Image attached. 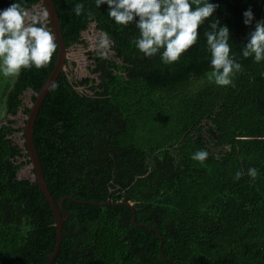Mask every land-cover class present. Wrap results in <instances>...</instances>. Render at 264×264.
<instances>
[{"label":"trees","instance_id":"obj_1","mask_svg":"<svg viewBox=\"0 0 264 264\" xmlns=\"http://www.w3.org/2000/svg\"><path fill=\"white\" fill-rule=\"evenodd\" d=\"M14 2L29 10L42 4L0 0V11ZM209 2L216 11L198 29L197 43L166 65L133 43L138 17L122 26L107 4L54 0L68 50L87 46L82 34L96 24L113 54L89 51L93 77L71 80L64 69L34 125L52 195L57 203L72 197L64 201L69 217L52 264H264V60L241 55L264 20V0ZM77 3L84 5L80 16ZM234 6L252 10L251 26L244 16H226ZM215 19L229 28L231 55L243 69L234 87L207 79L212 57L204 33ZM57 57L58 45L43 69L0 72V264H46L57 243L42 189L19 178L31 159L16 139L25 138L24 127L10 118L23 108L30 113L24 95L32 90L35 101ZM199 150L209 154L203 163L191 158ZM105 202L114 204L99 205ZM125 202L133 207L117 204Z\"/></svg>","mask_w":264,"mask_h":264},{"label":"clouds","instance_id":"obj_2","mask_svg":"<svg viewBox=\"0 0 264 264\" xmlns=\"http://www.w3.org/2000/svg\"><path fill=\"white\" fill-rule=\"evenodd\" d=\"M95 3L97 8L107 4L108 16L118 25L127 26L138 17L136 27L140 35L133 43L146 57L160 54L166 65L179 62L181 56L197 43L198 29L213 17L217 7L209 0H95ZM83 10L82 3L74 5L75 15L80 16ZM48 16L46 9L31 12L16 2L0 11V72L4 76L18 77L22 69L34 66L40 70L51 62L57 42L46 27ZM243 16L244 24L251 26L252 10L248 9ZM88 19L93 20L91 13ZM209 28L210 31L204 33L212 57V71L207 73V79L218 86L234 87V78L243 69L231 55L229 28L220 26L216 19ZM112 43L108 33L99 34L97 49L101 58H108ZM241 55L244 58L254 56L257 63L264 60V20L256 23ZM208 155L207 151L199 150L191 158L203 163ZM248 175L255 179L257 169L250 168ZM241 176L238 171L235 179L239 180Z\"/></svg>","mask_w":264,"mask_h":264},{"label":"water","instance_id":"obj_3","mask_svg":"<svg viewBox=\"0 0 264 264\" xmlns=\"http://www.w3.org/2000/svg\"><path fill=\"white\" fill-rule=\"evenodd\" d=\"M42 5L44 8L47 10L49 13L48 20L51 25V30L52 33L55 37V40L57 41L58 45V57L57 61L55 64V67L53 71L51 72V75L49 76L48 80L44 84L43 88L41 91L36 95L35 101L32 103L30 106V113L27 116L26 119V124L24 127V139H25V144L26 148L29 152V157L31 159V165L33 168V172L35 174V178L33 181H37L39 184L40 188L42 189L45 197L47 198L53 212L56 218V224H57V243L55 246L54 251L50 255L48 261L46 264H52L56 256L58 255L61 245H62V239H63V228H64V223L67 221L69 214L68 212L64 209V201L66 199H72L71 196H66L59 203L55 200L54 196L52 195L48 184L46 182L44 172H43V167L42 163L38 154L37 147L34 142V125L36 122V119L39 115L40 109L49 94L51 88L54 86L57 78L59 75L62 73V71L65 69L66 66V60L68 56V48L66 46V40L64 38V34L61 28L60 24V18L58 11L56 9L54 0H42ZM109 204H114L112 202H105V203H100V206H106ZM119 205L125 204L129 207H133V204L130 202H125V203H117ZM66 214V217L62 216V213Z\"/></svg>","mask_w":264,"mask_h":264},{"label":"rangeland","instance_id":"obj_4","mask_svg":"<svg viewBox=\"0 0 264 264\" xmlns=\"http://www.w3.org/2000/svg\"><path fill=\"white\" fill-rule=\"evenodd\" d=\"M44 6L42 4H39L37 6H34L31 10V12H39L41 10H44ZM250 8H243L241 6H234V7H226V16L227 17H237L239 19H242L243 13L247 11ZM48 19V18H47ZM49 31H51V28L47 27ZM101 31H99L96 28V24H92L88 30L83 32V40L86 41L87 46L84 45H75L72 46L68 50V56L67 60L70 61V65L68 67H65V70L70 71V78L71 80H81L84 77L92 76L90 73V68L92 65V61L89 57V51L97 50V43L99 40V34ZM110 54H113V51L110 49ZM72 63H76L75 66H73ZM34 95V92L32 90H29L24 95V102L26 106L32 105V96ZM24 108L20 111V113L16 117L10 116L11 119H16L17 123L15 124L18 126L25 127L27 116L23 112ZM23 133H19L16 136L17 142L23 146L25 139L22 138ZM19 178L20 179H32L34 180L35 174L33 172V168L31 164H28L22 168V170L19 172Z\"/></svg>","mask_w":264,"mask_h":264}]
</instances>
